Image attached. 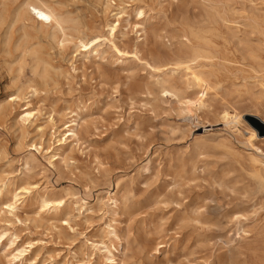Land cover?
<instances>
[{"label":"rangeland","instance_id":"obj_1","mask_svg":"<svg viewBox=\"0 0 264 264\" xmlns=\"http://www.w3.org/2000/svg\"><path fill=\"white\" fill-rule=\"evenodd\" d=\"M20 2L0 0V264H264V0H41L48 22ZM191 31L206 89L157 68ZM96 33L100 54L65 41Z\"/></svg>","mask_w":264,"mask_h":264},{"label":"bare ground","instance_id":"obj_2","mask_svg":"<svg viewBox=\"0 0 264 264\" xmlns=\"http://www.w3.org/2000/svg\"><path fill=\"white\" fill-rule=\"evenodd\" d=\"M222 3H223V1H222ZM47 8L48 7H44L41 4V0H21V2L18 4V6L16 8L17 10L15 12V18H16V20H21V19L22 20H25V19L35 20L36 19L35 16L40 15L41 18H43V21H45V22L46 21L48 22L49 19H57L58 15L55 12V9L51 8L48 10ZM223 8H225V7H223ZM3 10H4V8H3ZM118 13L119 14L120 13H126L125 8L123 7ZM140 13H142L141 10H140ZM1 20H3V19H1ZM255 22H256V19H255ZM12 23H13V21H12ZM15 23H16V21H15ZM108 27H109L108 34H110V33L112 34L113 31L115 30L116 24L110 23V24H108ZM51 28H53V27H51ZM142 31L144 33L146 32V30L144 28H142ZM44 32H46V30H44ZM100 33L88 34V35H85L82 37L81 36L80 37L79 36L72 37L70 40H65V41H67V43L69 42V44L70 43L73 44L76 52L79 54H84V55L100 54V52H102L101 47L104 43V42H102V36L103 35L101 36ZM24 35H25V32H24ZM190 35H193L194 37H196V39H198L199 42L195 43L190 37H187V41L184 42L185 43L184 48H180L173 59L159 62L157 68L164 71V69L167 66H170L171 71L185 72L187 85H188V83H195L199 86H203L206 89V87L209 86L210 81L208 79V76L205 74V72L203 70H201L199 68V66L202 65L203 61L210 60L214 55L211 52V50L206 47L205 44H207V42L202 41L200 39L199 33L195 32V31H191ZM36 57L39 59L40 58L39 54ZM44 61H45V59H44ZM170 80L171 79L166 78V79L160 81V83L162 84L164 91L176 92L178 90L177 85L170 82ZM167 83H170V84H167ZM17 98H18V96L15 95L13 99H17ZM20 114H21L20 119L24 123L31 121L32 118L35 116L34 111L31 110L28 105H26L25 108H23V110H22V112H20ZM255 115H257V114H255ZM228 117H229V113L224 112L223 118L228 119ZM232 118H233L234 122H237V123L240 122V117L238 114H235L234 116H232ZM70 121H71L70 124L66 123L67 124L66 129L68 130V134L77 135L78 121L76 118H74ZM250 131H251L250 140H252L253 138H257L258 135H257L256 130L251 128ZM253 160L258 161L257 159H253ZM4 186H5V184H4ZM0 194L3 195V189L2 188H0ZM17 196H18V194L14 195V197H16V198H15L14 202H10L8 204L9 207L15 208V206H16L15 203L17 202ZM46 201H50V200H45V202ZM51 201H53L55 203V205L58 207H60L63 203L62 199H51ZM113 202L117 203V199L113 198ZM17 251H19V252L18 253H15V252L12 253V261L17 259L20 255H22L25 250L24 249H18Z\"/></svg>","mask_w":264,"mask_h":264},{"label":"water","instance_id":"obj_3","mask_svg":"<svg viewBox=\"0 0 264 264\" xmlns=\"http://www.w3.org/2000/svg\"><path fill=\"white\" fill-rule=\"evenodd\" d=\"M255 124L259 127V129L262 131V128H264V123L259 121L258 119H255Z\"/></svg>","mask_w":264,"mask_h":264}]
</instances>
